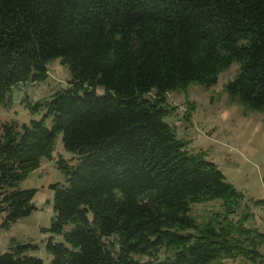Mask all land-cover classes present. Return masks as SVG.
<instances>
[{"label":"trees","instance_id":"trees-1","mask_svg":"<svg viewBox=\"0 0 264 264\" xmlns=\"http://www.w3.org/2000/svg\"><path fill=\"white\" fill-rule=\"evenodd\" d=\"M56 58L67 85L34 103L25 95L41 118L0 130L2 224L36 209V188L20 183L52 158L60 135L77 162L56 160L64 182L49 185L48 264H210L245 252L230 232L254 231L243 225L247 211L237 229L191 215L213 199L233 214L242 196L176 136L165 93L214 85L236 63L225 91L264 112V0H0V105H12L19 84L44 79ZM36 248L12 241L0 264H46Z\"/></svg>","mask_w":264,"mask_h":264},{"label":"rangeland","instance_id":"rangeland-1","mask_svg":"<svg viewBox=\"0 0 264 264\" xmlns=\"http://www.w3.org/2000/svg\"><path fill=\"white\" fill-rule=\"evenodd\" d=\"M237 70L238 64L233 63L209 87L193 82L185 88L167 91L165 101L170 110L165 120L176 136L187 142L191 152H202L217 164L226 180L242 196L234 213L229 215L221 199L192 204L190 213L197 222L205 225L230 220L237 229L236 220L247 211L243 225L264 235V112L247 107L225 91L226 82ZM69 79V69L59 58L49 61L44 79L19 84L14 87L12 105H0V130L5 123L19 126L32 118H41L44 109L31 112L22 99L25 95L32 103L47 99L65 87ZM47 122L50 124L51 118ZM52 155L51 159L42 158L39 166L20 183L21 188H36L32 199L36 209L7 225L2 224L4 214H0V252L8 250L12 241L30 242L37 246L32 253L49 263L51 255L45 249L49 233L42 231L49 227L54 214L53 191L49 185L64 182L56 160L62 159L71 165L77 162L76 156L63 148L60 135L54 142ZM254 231L247 235L231 231L233 239L230 241L242 240L245 252L221 255L210 264H264V237L256 236ZM54 239L59 240L60 236L55 235ZM141 259L146 261L148 258L143 256Z\"/></svg>","mask_w":264,"mask_h":264}]
</instances>
